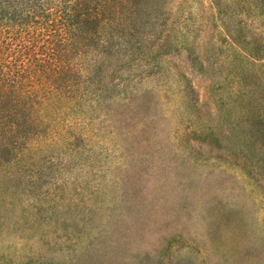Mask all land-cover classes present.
Wrapping results in <instances>:
<instances>
[{
	"label": "rangeland",
	"instance_id": "obj_1",
	"mask_svg": "<svg viewBox=\"0 0 264 264\" xmlns=\"http://www.w3.org/2000/svg\"><path fill=\"white\" fill-rule=\"evenodd\" d=\"M163 1L155 25L142 18L152 37L175 29L165 50L108 82L91 68V92L60 116L1 123L0 264H264V119L250 143L237 93L243 76L264 95V75L227 47L232 1ZM252 19L244 34L263 48Z\"/></svg>",
	"mask_w": 264,
	"mask_h": 264
},
{
	"label": "trees",
	"instance_id": "obj_2",
	"mask_svg": "<svg viewBox=\"0 0 264 264\" xmlns=\"http://www.w3.org/2000/svg\"><path fill=\"white\" fill-rule=\"evenodd\" d=\"M162 1L0 0V125L3 122L7 129H20L22 121V129H26L47 105L60 116L59 111L74 107L91 92V68H99L102 82H108L124 65L165 50L175 29L167 27L158 37H152L145 30L149 23L142 18L157 14L150 22L155 25ZM215 1L219 6L221 1ZM230 1V13L220 11L226 16L223 30L227 47L246 62L252 76L262 77L264 45L262 48L255 43V36L249 38L244 31L254 28L255 15L264 19V0ZM153 38L159 40L157 51L148 45ZM211 59L216 72L224 59L219 50L207 52L205 61ZM104 66L109 67L108 72L102 71ZM246 78H238L237 93L247 101V113L254 115L245 123L253 144L263 135L255 130L260 129L255 118L264 119L261 112L254 113L253 107L259 106L264 95L258 94L256 82L248 83ZM114 79L121 83L119 77Z\"/></svg>",
	"mask_w": 264,
	"mask_h": 264
}]
</instances>
